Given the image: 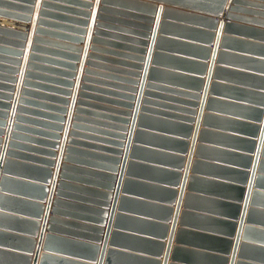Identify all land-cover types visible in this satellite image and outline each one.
<instances>
[{"label": "water", "instance_id": "water-1", "mask_svg": "<svg viewBox=\"0 0 264 264\" xmlns=\"http://www.w3.org/2000/svg\"><path fill=\"white\" fill-rule=\"evenodd\" d=\"M36 2L0 0V264H264L259 3Z\"/></svg>", "mask_w": 264, "mask_h": 264}, {"label": "crops", "instance_id": "crops-1", "mask_svg": "<svg viewBox=\"0 0 264 264\" xmlns=\"http://www.w3.org/2000/svg\"><path fill=\"white\" fill-rule=\"evenodd\" d=\"M38 1H39V0H37V2H36V9H35V6H33V7H34V13L37 12V10H38V7H39V5H38ZM251 1H252L253 3H259V4H258V5H257V4H256V5H249V6H251V7H253V6H257V7L260 8L259 10L264 11V6H262V5H264V2H263V1H256V0H251ZM256 17H258V18H260V19H264V16H263V15L256 16ZM220 19L223 20V21L225 22V19H224V18H223V19L220 18ZM30 24H31V22L28 23V25H30ZM256 27H258V26H256ZM26 33H29V30L26 31ZM83 38H85V36H83ZM78 45H79L81 48H83V47H84V42L82 41V42H80ZM100 46H101V45H100ZM103 47H106V46H103ZM89 51H90V50H88V53H89ZM94 52H95V51H94ZM78 55L81 57V56H82V51L79 52ZM86 59H87V58H86ZM76 65H79V63L77 62ZM84 67H86V65H84ZM95 70H98V71H104V70H101V69H95ZM104 72H107V71H104ZM77 74H78V71H77V70H74V78H73V80H72L73 83H75V80H76V76H77ZM82 75H83V74H82ZM79 83H80V85H81V84L84 83V82H83V81H80ZM84 84H86V85H88V86L101 87V86H99V84L96 83V85H94L92 82H90V83H84ZM105 89H109V88H105ZM78 91H80V88L78 89ZM90 91H91V90H90ZM88 93H93V91L88 92ZM93 94L101 95V94H97V93H93ZM70 97H71V96H70ZM105 97H108V96H105ZM76 99H79V98L77 97ZM69 100H70V98H69ZM88 101H92V99H88ZM93 102L103 104V103H101V101H98V100H93ZM104 105H107V104H104ZM87 109H90V108H87ZM95 111H99V110L96 109ZM88 117H90V116H88ZM1 138H4V136H1ZM65 145H67V144H65ZM0 147H2V145H1ZM56 152H57V151H56Z\"/></svg>", "mask_w": 264, "mask_h": 264}]
</instances>
